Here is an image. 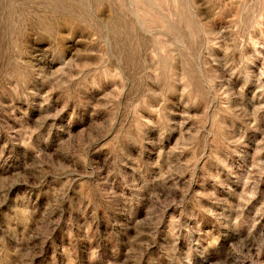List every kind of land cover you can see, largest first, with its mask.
<instances>
[{"label": "rangeland", "instance_id": "1", "mask_svg": "<svg viewBox=\"0 0 264 264\" xmlns=\"http://www.w3.org/2000/svg\"><path fill=\"white\" fill-rule=\"evenodd\" d=\"M0 264H264V0H0Z\"/></svg>", "mask_w": 264, "mask_h": 264}]
</instances>
